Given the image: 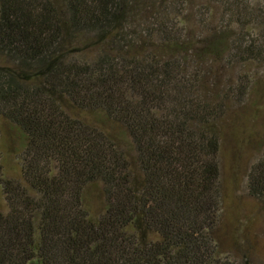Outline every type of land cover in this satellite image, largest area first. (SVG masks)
<instances>
[{
    "label": "trees",
    "instance_id": "trees-1",
    "mask_svg": "<svg viewBox=\"0 0 264 264\" xmlns=\"http://www.w3.org/2000/svg\"><path fill=\"white\" fill-rule=\"evenodd\" d=\"M189 8L0 0V137L22 139L18 177L0 142V264H249L221 234L220 151L264 11ZM248 190L264 205V160Z\"/></svg>",
    "mask_w": 264,
    "mask_h": 264
},
{
    "label": "rangeland",
    "instance_id": "rangeland-1",
    "mask_svg": "<svg viewBox=\"0 0 264 264\" xmlns=\"http://www.w3.org/2000/svg\"><path fill=\"white\" fill-rule=\"evenodd\" d=\"M239 1L255 12L264 11L262 0ZM189 2L191 8L188 9V15L193 14L197 8L205 9L207 4H211V0ZM214 21V25L219 23L218 18ZM188 27H191L194 39L202 37L194 22ZM234 30L239 32L242 29L236 27ZM244 30L249 29L245 27ZM194 73V69H190L187 77L193 78ZM235 74L237 76L231 77L227 73L224 75L234 80L239 79L238 76L252 79V84L248 94L240 103L231 106L223 121L220 151V188L223 202L221 234L230 243L229 248L233 249L234 255L243 260L247 259L249 264H264V205L252 197L248 190L251 168L264 160V63L258 68L238 70ZM242 83L248 85L246 80ZM0 142L4 148L6 172L9 176L18 177L21 173L18 159V152L22 147L21 136L11 127L3 125ZM6 208L0 186V209Z\"/></svg>",
    "mask_w": 264,
    "mask_h": 264
}]
</instances>
